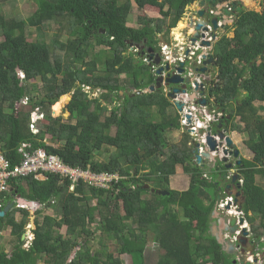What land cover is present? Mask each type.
Instances as JSON below:
<instances>
[{
    "label": "trees",
    "instance_id": "trees-1",
    "mask_svg": "<svg viewBox=\"0 0 264 264\" xmlns=\"http://www.w3.org/2000/svg\"><path fill=\"white\" fill-rule=\"evenodd\" d=\"M30 1L37 9L28 20L7 19L0 5V155L14 167L30 144V152L41 149L71 168L118 180L106 190L81 182L71 191V181L60 175L45 174L47 184L34 175L11 179L9 190L0 191V213L17 196L42 207L29 246L23 241L28 209L15 205L0 218V264H126L124 255L129 264H146L152 244L160 249L156 264H240L210 233L221 192L194 159V138L182 129L181 142L170 144L169 134L182 127L179 114L170 112L177 109L163 89L134 93L155 85L157 77L144 51L133 52L130 44L160 51V37L168 38L197 0ZM134 3L159 13L131 26ZM30 27L47 31L52 43L43 36L30 42ZM101 29L121 41L105 38ZM233 29L234 37L223 35L215 45L219 82L210 96L219 112L239 118L231 131L248 137L253 159L243 162L241 205L262 251L264 186L257 179H264V106L257 104H264V0L261 12H239ZM69 94L65 122L52 108ZM34 114L43 118L34 122ZM104 152L107 159L96 160ZM179 168L190 178L185 194L171 188ZM50 208L57 213L44 217Z\"/></svg>",
    "mask_w": 264,
    "mask_h": 264
},
{
    "label": "flooded vegetation",
    "instance_id": "flooded-vegetation-1",
    "mask_svg": "<svg viewBox=\"0 0 264 264\" xmlns=\"http://www.w3.org/2000/svg\"><path fill=\"white\" fill-rule=\"evenodd\" d=\"M196 3H198V5H196V8L198 9L193 10V13L190 16L189 25L186 28V32L189 30V27L192 28V30L194 31L188 37H187V34L183 36V41H184V44H182L183 47H176L175 49V55L177 57L182 56V55L185 57L186 52H189V56H190L191 52H195V57L191 60H188L186 63V67H188L189 71L192 72V75H189L188 73H186V76H192L191 83H190L191 88L193 87L195 83H198L204 86L206 84V78L208 76H210L211 78L210 82L211 84H213L214 76L217 73V67L213 68L212 66H208L207 71L205 73H201L198 71L199 69L204 68V59H203L204 55L203 56L201 55L203 53V48L205 47H201L202 42L204 40L207 41L206 37L209 36L214 39L212 42L211 41L209 42H211V44L214 43L215 45L216 42L223 35L227 34L226 31H228V29L230 28L227 22L230 21L231 25L234 26L237 21V14L241 11H245L246 9V6L242 4L239 0H211V2H205V3H201V0H197V2H195L194 4ZM239 8H241L240 11H239ZM201 12L203 15L199 16V13ZM214 20H217L219 26L221 27L218 31H215V29L212 27L213 26L212 22ZM198 25H201V29L199 30V33L202 35H205V38H200L198 41H196L195 45L193 46L192 38L194 37V34H195V28ZM206 28L207 30L210 28V30L205 32L204 29ZM183 48H184V52L182 50ZM143 55H144V52L142 53V56ZM147 56L149 55L147 54ZM199 58H202L201 62ZM178 66L179 64L177 63H175L173 66L171 65L172 69ZM193 70L196 71V73L193 74ZM164 74L168 76L170 73H167L165 71ZM188 88H189V85H186V84L173 85L169 87L165 85L163 87V91L165 92V90H167L166 92L167 94L169 92L168 90L179 89L180 93L176 95V98L182 99L181 102L185 108V105L187 107L195 106V102H196L195 97L197 96L196 92L194 93V96H193L192 92L194 91H190ZM201 94H204V93H201ZM205 94L207 97L204 99H207V104L209 105L210 91L205 89ZM171 102H172V99H171ZM227 117H230V119L225 124V126L227 128V132L230 133V136L233 138L234 137L233 134L236 133L237 131H231L232 126L239 125L240 121L238 117L232 118L231 115H228ZM213 128H214L213 131H209V133H215L216 127H213ZM205 133L208 134V131L206 130ZM233 141L236 145L237 141L234 140V138H233ZM236 146L238 148V145ZM239 152L240 153L237 158L234 157V154L230 156L229 161L226 164H223L220 161L215 163L212 160H206V159H204L201 165L199 164L202 167V169H205L206 171V174L204 175V177L208 178L209 180L214 179L215 180L214 184L218 186V191L221 192L220 196H218L217 198V203H216V206H217L216 210L219 211L217 222H219L220 219H223L225 224H229L231 222L230 217L236 215L234 213L231 214L229 212L230 208L223 209L221 207L222 201L224 202L228 197H233L238 207L243 202L242 193L240 192V186H242L244 183V179L242 175V171L244 167L243 162L244 160H248V159H246V157L243 156L240 149H239ZM209 162H211L210 167H208ZM215 173L217 177L214 175ZM234 179H236V182H234ZM227 186H230L229 190H226ZM228 193H231V196H229ZM222 194H224V196H222ZM238 217L239 219L244 220V223H242L241 226L245 225L244 229L247 230L248 235L244 236L242 231L239 235L237 234L238 231H236L235 234H230V232H226L225 230H223V234L225 235V240L228 243H232L235 245L234 254L231 256H234V258L238 260L239 263H241L242 260L248 262L247 258L254 256L251 252L255 251L256 249H254L255 242L251 239V229L248 224L249 221L246 219L244 213L243 215L238 216ZM238 217L236 216V219H237L236 224L239 226ZM213 222L215 221L213 220ZM210 233L212 232L210 231ZM240 241H243L244 244H241ZM258 261H259L258 257L254 256V264H257Z\"/></svg>",
    "mask_w": 264,
    "mask_h": 264
},
{
    "label": "water",
    "instance_id": "water-1",
    "mask_svg": "<svg viewBox=\"0 0 264 264\" xmlns=\"http://www.w3.org/2000/svg\"><path fill=\"white\" fill-rule=\"evenodd\" d=\"M205 2H211V0H208V1L207 0H201V3H205ZM240 10H241V8H239V11ZM202 15H203L202 12L199 13V16H202ZM212 25H213L212 27L215 29V31H218L221 28L219 26L217 20H214L212 22ZM200 29H201V25H198L195 28V34H194V37L192 38V45L193 46L195 45L196 41H198L200 38H205V35H202L199 33ZM204 30L206 32V31H209L210 28L208 30H207V28ZM100 32L103 33L105 38H108L111 40H116V41H121V38H118L117 36H114V35L110 34L109 32H107L103 29H101ZM212 45L213 44H211V42L204 40L202 42L201 47H211ZM130 47L136 48V49L140 48L139 46H135L133 43L130 44ZM148 54H149V56H148L149 60L152 61L155 66H157L156 83H155V85L150 86L148 89H145L143 91H134L135 94H137V95L152 94L156 90L162 89L164 84L168 87L173 86V85H179V84L189 85L188 89L190 91H194V92H192L193 96H194L195 92L196 93H203L205 91L204 86L200 85L198 83L194 84L195 88H193V87L191 88L190 83H191V77L192 76H186V73H188L189 75H192V72H190L188 67H186V63L188 60L186 62H180L178 67H175L172 69V67L169 63L162 65V60H161L160 54L154 53L153 49H149ZM145 55L146 54H144L143 56H145ZM186 56L189 57V52H186ZM262 56H264V52H263ZM203 59H204V68L199 69L198 70L199 72L205 73L207 71L208 66H212L213 68L217 67L216 59L214 58V56L212 54H209L208 56L204 55ZM165 71L167 73H170V74L168 76H166V74H164ZM17 72L20 73L21 70L18 69ZM194 73H196V71L193 70V74ZM178 93H180L179 89H173L168 94V97L171 99H175L176 95ZM121 95H123V92L121 93ZM237 97H238L237 101H242L244 98V95L238 94ZM63 98H65V96L61 97V99H63ZM68 99H69V101H71L70 97H68ZM195 103L200 104L202 107H207V99L198 100ZM236 105H237V102L232 104L231 108L234 110ZM175 106L179 112H181L183 110V104L179 103L178 101L175 102ZM212 113H213V111L210 110L209 114H212ZM53 114H55L54 111H53ZM196 115L201 122L204 121V119L201 116V112H197ZM187 119L189 121H191L190 116H188ZM229 119H230V117H226V116H223V117L222 116L219 117V115L214 116V120L207 126V131H208L207 151L204 154H202V155L199 154L200 144L198 142H193L194 146H195L194 159H196L198 164L201 165L202 162L204 161V159L212 160L215 163L220 161L221 163L226 164V163H228L230 156H232L233 154H234V157H236V158L239 156V153H240L239 149L235 145L233 138L228 135L227 128L225 126V124L228 122ZM213 127H216L215 133H209V131H213V129H214ZM234 182H236V179H234ZM240 188H241V186H240ZM229 189H230V186H227L226 190H229ZM157 193H159L162 196H166V195L169 196L170 195L169 192L158 191ZM228 195L231 196V193H228ZM17 203L24 205L27 208L36 207V206H37V210L41 208V204H39V203L34 204L31 202H28L27 200L23 199L21 196L17 197ZM14 205H15V202L8 203V205L5 207V209L0 213V218L5 217L8 214V212L13 209ZM229 208H230V206L227 207V209H229ZM242 210H243L242 205H240L238 212H242ZM218 212H219L218 210H215L213 213V220L215 222L211 223V226H210V231L212 232L211 234L217 240L218 244H220L222 246L223 251L226 254L233 255L235 245L232 243H228L225 240V235L223 234V230H225L226 232H230V234H235L236 231L240 230V226H238L236 224L237 219L235 216L230 217L231 222L229 224H225L223 219H220L219 222H217ZM240 223L241 224L244 223V220L242 219ZM242 233L244 236L248 235V232L246 229H243ZM240 243L244 244L243 241H240ZM75 254H76V252H75ZM237 262H238V260H236L234 263H237ZM240 264H251V263L242 260Z\"/></svg>",
    "mask_w": 264,
    "mask_h": 264
},
{
    "label": "rangeland",
    "instance_id": "rangeland-1",
    "mask_svg": "<svg viewBox=\"0 0 264 264\" xmlns=\"http://www.w3.org/2000/svg\"><path fill=\"white\" fill-rule=\"evenodd\" d=\"M242 4H244L246 6L245 11H255V12H261L262 11V0H239ZM33 2V3H32ZM30 1V0H0V5L3 9L4 15L6 16L7 19L11 20L14 18H20L23 20H28L33 14L35 9H37V6L34 4V1ZM196 5H198V3L194 4L193 6L189 7L186 9L184 17L182 18V20L178 23L177 27L171 30L170 35L168 36V38L164 35L161 39V43H167L170 44V49L173 50L175 48L174 45V41L171 40V38H173V36L179 40H181L183 36H185V34H187V37L190 36V34H192V32L194 30H192V28L189 27V30L186 32V28L189 25V20H190V16L193 13L194 9H198L196 8ZM159 13V10L153 7H146L144 10H139L138 7L136 6V4L134 3V8H133V14L130 17V25L133 26L135 22H138V18L141 16H149V17H156L157 14ZM227 24L230 26V28L228 29V31H226V35L229 38L234 37V30L232 29L233 26L231 25V22H227ZM168 25V24H167ZM177 30V31H176ZM47 31H43L42 33H39L35 28L30 27L28 29V39L30 42L35 41L37 38H41L42 36L44 38H46L48 44L52 43L53 37H49L46 33ZM51 33H53V31H50ZM177 33V34H176ZM178 34L181 36L180 38L178 37ZM68 36L67 35H63V37L61 38L62 42H66ZM168 40V41H167ZM3 41V39H0V42ZM183 42V40H181ZM184 43V42H183ZM62 66L58 67V72L62 71L61 70ZM125 78V77H123ZM101 95V93L99 92H95L93 93V97L99 98ZM68 97L71 98V94L67 95V97L64 99H60V101L52 108V111L55 112V114H53V117H59L62 116L64 118L65 122L69 121L70 118V112L66 109V106L69 104V99ZM59 104H61V107L59 110L56 109V106H58ZM259 105H263L264 104H257ZM111 108V106H110ZM170 112L174 115L179 114L178 111L174 110H170ZM261 115H264V112H261ZM37 118H42V116H37ZM242 125V124H241ZM181 126V125H180ZM182 127L181 130L179 128L178 131H175L173 133L169 134L170 137V144H178L181 142L183 135H182ZM239 133V132H238ZM240 134V138L242 140L238 141V143L236 145H238V148L241 150L242 154L244 157H246V159L248 160H252L253 159V153L250 152V150H248L245 147V141L248 139V137L244 134ZM230 136V133H229ZM193 140V139H192ZM105 154L103 155H97L96 156V160L98 161H103L105 159H107V154L106 152H104ZM210 167L211 162H209L208 164ZM209 169V168H208ZM183 169L179 168L175 174V176L172 178V183H171V188L174 190H177L179 192H181L182 194H185L189 188V182H188V177L187 175H183L182 174ZM209 175V173H208ZM215 176L216 173L214 174ZM45 177V176H44ZM216 178V177H214ZM215 182V181H214ZM257 183L260 184L261 186H264V179L258 178L257 179ZM213 187L209 188V193L213 194ZM220 193V192H219ZM16 198L14 199L15 202ZM183 205L182 200L179 203V208ZM30 211L31 214V218H30V225L34 226V220H35V212L37 210V206L36 207H30L28 209ZM54 209L50 208L44 211V217L46 216H53L56 213L53 212ZM57 211H60V209H57ZM6 231V230H5ZM4 231V232H5ZM28 234L30 233V231L27 232ZM100 233V232H99ZM96 248H99L98 246V241L94 243ZM254 249H256L255 251H252L251 253L255 256L258 257L259 261L257 262V264H264V250H260L257 244H254ZM260 245V243H259ZM109 247V251L118 254V248L115 245H108ZM160 254V249L156 244H152L149 245L147 247L146 250V264H156L158 261V257ZM258 254V255H257ZM257 255V256H256ZM234 256H231V259ZM122 258L124 259L126 264L131 263V258L128 256H122ZM211 261V260H210ZM212 262V261H211ZM43 262H40L39 264H42ZM216 261L210 263V264H215Z\"/></svg>",
    "mask_w": 264,
    "mask_h": 264
},
{
    "label": "built area",
    "instance_id": "built-area-1",
    "mask_svg": "<svg viewBox=\"0 0 264 264\" xmlns=\"http://www.w3.org/2000/svg\"><path fill=\"white\" fill-rule=\"evenodd\" d=\"M206 39L211 42L214 40L213 38L209 36L206 37ZM162 50L166 56V59H170L171 57L170 48L168 46H164ZM182 50L184 52V48ZM203 50L204 51L201 56L203 55L208 56L209 54H212V51H211L212 48L205 47L203 48ZM194 57H195V52H191L189 56V60L193 59ZM199 59L201 62L202 58H199ZM179 60L184 61L185 57L183 56V58H180ZM210 80L211 78L210 76H208L206 78V84L204 85L206 90H209V89L211 90L215 86L214 83L219 82L218 74L216 73V75L214 76L213 84H211ZM193 88H195V85H193ZM206 97H207L206 94H200V93L197 94L198 100H202L203 98H206ZM195 104L198 105L197 103ZM189 108L194 111H197V108L195 106L188 107V109L185 110V114H184L185 116H183L181 123L184 126L185 130L188 131L190 135L194 138V142H198L200 144L199 154L202 155L207 151V135L206 134L200 135L199 130L203 125L205 128H207V124H203V125L200 124L199 120L197 119V116L195 115V112L190 111ZM186 115L191 116V121L187 119ZM37 116L38 115L36 114L33 115L34 122L38 120ZM42 118H39V119H42ZM32 128L35 133H38V130H36L34 126H32ZM30 148H31L30 144L23 145L22 149L20 150V152L23 155L22 161L20 162V164L14 167L11 166L8 160H6L2 155H0V191L9 190L10 188L9 181L11 179L25 178V177L32 176V175L36 176V178L38 176H45L46 178L45 174L47 173L60 175L63 178H68L71 181V187H70L71 191H73L75 187L81 182L91 187L106 190V189H109L110 184L114 180H118V177L115 175H111L107 173L97 174L89 170L71 168L65 165L58 156L49 155L41 149H37L33 152H30L28 150ZM15 204L17 205L18 208H25L24 205L17 203V199L15 201ZM228 206H230L229 212L231 214L234 213L236 214L237 217L243 215V213H239L237 211L239 207L237 203L234 201L233 197H228L224 202L222 201L221 207L223 209L227 208ZM238 221L240 225L241 219H239V217H238ZM244 227L245 226H241L240 231L237 232L238 235L241 233ZM34 229L35 227L31 226L30 223L26 227L27 232L30 231V234L31 232H33ZM33 238L34 237L32 235V239ZM247 259L251 263L254 262V256H251Z\"/></svg>",
    "mask_w": 264,
    "mask_h": 264
},
{
    "label": "clouds",
    "instance_id": "clouds-1",
    "mask_svg": "<svg viewBox=\"0 0 264 264\" xmlns=\"http://www.w3.org/2000/svg\"><path fill=\"white\" fill-rule=\"evenodd\" d=\"M197 2V1H196ZM193 5V4H192ZM191 5V6H192ZM190 7V6H189ZM189 7H187V8H189ZM182 38V40H183V37H181ZM171 40H172V38H171ZM208 41V40H207ZM219 41V40H218ZM217 41V42H218ZM216 42V43H217ZM184 44V43H183ZM213 45L211 46V47H208V48H212V55L214 56V48H215V45H214V43H212ZM174 45H175V48L173 49V50H171L170 49V54H171V57H170V59H166V56H165V54H164V52H163V47L164 46H168L169 48L170 47H172V46H170V44H167V43H162V44H160V51H158V50H156V51H154V49H153V51H154V53H156V54H160V56H161V60H162V65H164V64H166V63H169L170 65H174L175 63H177V64H179L180 62H186L187 60H189V57H187L186 55H185V60L184 61H181V60H179L180 58H183V55L182 56H176L175 55V49H176V47H182L183 45H182V41L181 40H177L176 38H175V41H174ZM207 48V47H206ZM149 49H152V48H148V49H146V52H145V48H139V49H133V48H131L130 47V50L131 51H133V52H139V51H144V54H146L145 56H142L143 58H146L145 60L147 61V64L148 65H152V68L155 70V72H156V69H157V66H155L154 64H153V62L152 61H150L149 60V58H148V56H147V51L149 50ZM204 51V50H203ZM149 55V54H148ZM178 55V54H177ZM179 55H180V53H179ZM214 58H215V56H214ZM19 73V72H18ZM20 74V77L21 78H23L24 77V75L20 72L19 73ZM217 74H218V71H217ZM218 82H216V83H214V84H217ZM215 87V86H214ZM213 87V88H214ZM213 88L210 90L209 89V91H210V94H211V91L213 90ZM148 89V88H147ZM163 89V88H162ZM204 89H205V86H204ZM169 92L166 94V92H167V90H165V94H166V96H167V98L169 99V101L171 102V98H169L168 97V94L170 93V91L171 90H168ZM204 94H205V91L203 92ZM198 94V93H197ZM201 94V93H200ZM204 99V98H203ZM181 100L182 99H180V98H175V99H172V105H174L175 106V102L176 101H178L179 103H181L182 104V102H181ZM196 101H198V99H197V96H196ZM198 104V103H197ZM195 107L197 108V111H194V110H192V109H189L190 111H192V112H195V115H196V113L197 112H201V116H202V118L204 119V121L203 122H201L199 119H198V117H197V119L199 120V122H200V124H207V126L214 120V116L215 115H219V117H223V116H226L224 113H221V112H219V110H217L215 107H213V97H211L210 96V99H209V105L207 104V107H202L200 104H198V105H196L195 104ZM175 108H176V106H175ZM183 108H184V105H183ZM177 109V108H176ZM188 109V107L185 105V108L181 111V112H179L178 110V112H179V116H180V119H179V121H180V125L182 126V128H183V130H185V128H184V126L182 125V118H183V116H185L184 114H185V110H187ZM213 111V113L212 114H209V111ZM187 117L188 116H190V115H186ZM197 116V115H196ZM228 116V115H227ZM226 116V117H227ZM191 117V116H190ZM210 119V120H209ZM207 130V128H205L204 127V125L200 128V130H199V134L200 135H205L206 133H205V131ZM206 135H208V134H206ZM228 135H229V133H228ZM31 203H34L35 204V202H31ZM16 205V204H15ZM14 205V206H15ZM42 207V206H41ZM240 207V206H239ZM14 208V207H13ZM25 209H29V208H27L26 206H25ZM239 209V208H238ZM39 210V209H38ZM238 211V210H237ZM239 213H243V212H239ZM235 217H236V215H234ZM241 222V221H240ZM240 228H241V223H240ZM245 226V225H244ZM243 230V229H242ZM240 231V230H239ZM30 235H33V237H34V234H33V232H31V234ZM26 237H27V233L25 234V237L23 236V241H26L27 243H26V246H29L30 245V243L34 240V238L31 240L30 238H27L26 239ZM248 262H250L249 260H248ZM251 263V262H250ZM251 264H254V262L253 263H251Z\"/></svg>",
    "mask_w": 264,
    "mask_h": 264
},
{
    "label": "crops",
    "instance_id": "crops-1",
    "mask_svg": "<svg viewBox=\"0 0 264 264\" xmlns=\"http://www.w3.org/2000/svg\"><path fill=\"white\" fill-rule=\"evenodd\" d=\"M177 40H178V38H177ZM172 41H175V37L173 36V38H172ZM184 42V41H183ZM183 42H182V44H183ZM239 119V118H238ZM234 135V140H236L237 141V143H238V141H240L241 140V136H240V134L239 133H234L233 134ZM241 142H242V140H241ZM245 147H246V145H245ZM247 148V147H246ZM248 149V148H247ZM249 150V149H248ZM251 152V151H250ZM182 174L185 176L186 174H184V172H182ZM188 177V176H187ZM173 178V177H172ZM36 180L37 181H39V182H41V183H43V184H47V182H48V180H47V178H45L44 176H38L37 178H36ZM188 182L190 183V178L188 177ZM172 183V182H171ZM17 199V198H16ZM14 201V200H13ZM10 203H13V202H10ZM4 233H6V234H8L9 232L8 231H5ZM27 238H30L31 240H32V235H30V233L29 234H27V237H26V239Z\"/></svg>",
    "mask_w": 264,
    "mask_h": 264
},
{
    "label": "bare ground",
    "instance_id": "bare-ground-1",
    "mask_svg": "<svg viewBox=\"0 0 264 264\" xmlns=\"http://www.w3.org/2000/svg\"><path fill=\"white\" fill-rule=\"evenodd\" d=\"M176 31H177V30H176ZM176 34H177V33H176ZM178 36L181 37L179 34H178ZM164 86H165V85H163V87H164ZM65 98H66V96H65ZM65 98H63V102H64V99H65ZM60 107H61V104H59L58 106H56V109L59 110Z\"/></svg>",
    "mask_w": 264,
    "mask_h": 264
}]
</instances>
